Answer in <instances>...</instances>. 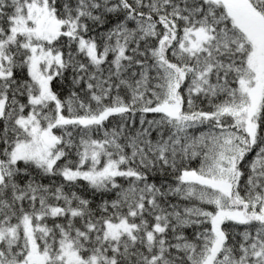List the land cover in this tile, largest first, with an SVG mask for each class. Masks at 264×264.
Returning a JSON list of instances; mask_svg holds the SVG:
<instances>
[{
  "label": "snow or ice",
  "instance_id": "snow-or-ice-1",
  "mask_svg": "<svg viewBox=\"0 0 264 264\" xmlns=\"http://www.w3.org/2000/svg\"><path fill=\"white\" fill-rule=\"evenodd\" d=\"M0 264H264V0H0Z\"/></svg>",
  "mask_w": 264,
  "mask_h": 264
}]
</instances>
